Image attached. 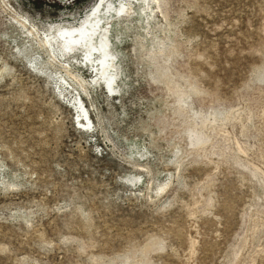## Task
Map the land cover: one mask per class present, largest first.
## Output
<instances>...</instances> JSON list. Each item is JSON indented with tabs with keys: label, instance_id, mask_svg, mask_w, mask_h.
I'll use <instances>...</instances> for the list:
<instances>
[{
	"label": "rangeland",
	"instance_id": "obj_1",
	"mask_svg": "<svg viewBox=\"0 0 264 264\" xmlns=\"http://www.w3.org/2000/svg\"><path fill=\"white\" fill-rule=\"evenodd\" d=\"M96 1L0 0V264H264V0L102 19L111 89Z\"/></svg>",
	"mask_w": 264,
	"mask_h": 264
},
{
	"label": "bare ground",
	"instance_id": "obj_2",
	"mask_svg": "<svg viewBox=\"0 0 264 264\" xmlns=\"http://www.w3.org/2000/svg\"><path fill=\"white\" fill-rule=\"evenodd\" d=\"M110 1L97 0L88 10V12H86L87 14L85 16V19H83V21L80 23V27L78 28H76L75 26H70L69 24H50L47 27V30H50L51 32L49 34L45 32V36L42 39L43 43H41L43 45L47 44V46L52 50L51 53H61L63 50H61L62 47L60 46H63V48H65L66 50L71 51V46L73 48H77L75 45H78L79 43V45L81 46L82 44L85 47L84 56L89 64L88 66H90L93 71L96 72V75L99 76V80L102 79V81H104V84H106L109 89L112 88V82L118 74V68L114 61L116 57L115 53H113L112 51L110 36H108L110 32H105L108 29V25L110 26L112 24L114 18L127 21V23L129 21L131 22L135 15H142L143 19L148 20L152 15L157 16L156 14H154L155 9H153L152 7L153 4L155 3L160 6L159 0H117L116 2ZM138 6L140 8L137 10ZM102 19H105L104 25H107V27L105 28V31H103L102 29L101 33L99 34V36H101L97 37L99 38L97 40L98 42L94 45L92 40L86 42L85 44V40L86 38H88V36H90L89 34L93 27H98L102 22ZM18 20L20 21V19ZM54 31L59 33V35L57 36L56 34H54ZM29 32L33 34V30H29ZM39 40L42 41L41 39ZM52 57H54L55 59V56ZM86 119L88 118L86 117ZM82 123H84L83 120Z\"/></svg>",
	"mask_w": 264,
	"mask_h": 264
}]
</instances>
